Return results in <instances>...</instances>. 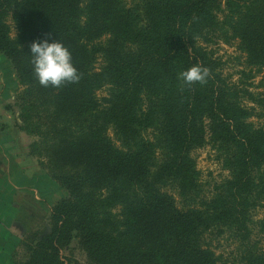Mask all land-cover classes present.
Listing matches in <instances>:
<instances>
[{"label": "trees", "instance_id": "16d2710c", "mask_svg": "<svg viewBox=\"0 0 264 264\" xmlns=\"http://www.w3.org/2000/svg\"><path fill=\"white\" fill-rule=\"evenodd\" d=\"M40 39L69 49L77 82L38 83ZM232 41L249 70L235 82L213 49ZM0 54L30 155L69 194L24 264H62L54 240L69 225L100 264H227L222 237L237 264H264L251 241L254 224L264 232L252 217L264 212V126L250 106L263 100L240 84L264 87V0H0ZM193 64L209 76L184 85ZM205 146L227 172L209 196L192 156Z\"/></svg>", "mask_w": 264, "mask_h": 264}, {"label": "rangeland", "instance_id": "374dc122", "mask_svg": "<svg viewBox=\"0 0 264 264\" xmlns=\"http://www.w3.org/2000/svg\"><path fill=\"white\" fill-rule=\"evenodd\" d=\"M213 49L216 56L224 63L223 74L230 77L231 81H238L242 70H245L246 74L249 72L244 64V55L237 49V42L219 43ZM0 59L5 64L9 62L10 65L13 82L11 107L13 114L17 113L18 117L19 109L15 103L18 83L15 73L5 56L0 54ZM259 80V77L252 80L243 77L240 84L242 86L251 84L250 90L255 94H260L259 97L263 103H250L256 112V116L251 121L255 125L264 126V87L260 86ZM102 94L104 92H99V95ZM15 125H12L11 129V148L19 152L18 157L24 161L22 163L30 178L27 180L29 182H25L28 186L26 189H15L10 185L13 182L11 181L13 172H11V177L6 176V180L0 171V264L26 263L30 257L31 248L37 244L45 232L50 233L51 228L56 224L53 214L58 203L69 197L67 191L51 177L49 170L46 169L45 157L30 155L29 146L36 138L22 131L19 122H15ZM192 156L200 173L204 194L209 196L214 186L227 176V172L217 162L214 151L209 146L193 151ZM41 162L46 166H42ZM252 214L253 220L259 222L264 212L262 209H255ZM60 238L54 240V247L58 251L62 264H100L90 256L82 237L72 225L67 227L66 232ZM251 241L256 242L257 248L264 251V232L260 231L257 224L252 226ZM213 246L217 254H222L223 258H226L227 264H237L238 248L235 241L227 237L217 238L213 241ZM47 254L51 255L50 251Z\"/></svg>", "mask_w": 264, "mask_h": 264}, {"label": "clouds", "instance_id": "9594fccd", "mask_svg": "<svg viewBox=\"0 0 264 264\" xmlns=\"http://www.w3.org/2000/svg\"><path fill=\"white\" fill-rule=\"evenodd\" d=\"M32 72L41 86L60 87L64 83H74L80 79L78 70L72 63L71 52L58 39L33 41L29 45ZM209 69L200 64H193L178 74L184 85L194 82L205 83Z\"/></svg>", "mask_w": 264, "mask_h": 264}, {"label": "crops", "instance_id": "0c3cea01", "mask_svg": "<svg viewBox=\"0 0 264 264\" xmlns=\"http://www.w3.org/2000/svg\"><path fill=\"white\" fill-rule=\"evenodd\" d=\"M12 87L9 62L5 64L0 59V171L5 179L6 176L11 177V172H13L11 181L16 183L12 182L10 185L15 189L23 190L28 187L25 182L29 180L30 176L24 167V163H22L23 160L18 157L17 153L19 152L11 148L12 125L16 126L15 122H18L17 113L13 114L11 107Z\"/></svg>", "mask_w": 264, "mask_h": 264}, {"label": "water", "instance_id": "95a60500", "mask_svg": "<svg viewBox=\"0 0 264 264\" xmlns=\"http://www.w3.org/2000/svg\"><path fill=\"white\" fill-rule=\"evenodd\" d=\"M18 225H20L19 223H17Z\"/></svg>", "mask_w": 264, "mask_h": 264}]
</instances>
